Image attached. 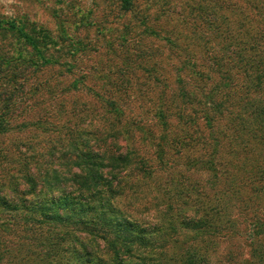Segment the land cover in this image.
I'll list each match as a JSON object with an SVG mask.
<instances>
[{
	"label": "rangeland",
	"instance_id": "374dc122",
	"mask_svg": "<svg viewBox=\"0 0 264 264\" xmlns=\"http://www.w3.org/2000/svg\"><path fill=\"white\" fill-rule=\"evenodd\" d=\"M249 1L257 5V16L246 10L243 0H132V8L116 0H0V18L25 17L55 37L56 51L51 47L45 55L57 60L38 70L16 65L22 74L16 81L22 82L13 86L16 102L10 107L6 130L0 132V199L6 196L10 203L5 208L0 204V264H41L47 255L39 248L42 240L37 236L50 233L47 226L38 231L32 216L6 210L21 205V197L32 200L33 184H26L25 177H39L45 189V177H58L54 181L58 189L64 178L71 188L70 176L79 171V156L91 157L83 164L95 162L94 171L105 172L114 165L117 151L127 155L129 162L127 176L118 174L114 183L124 196L112 203L131 222L158 223L173 217L174 222L183 223V218H202L211 227L207 230L215 229L219 235L190 233L195 240L190 241L189 253L199 264H251V255L254 263L264 264V233L254 239L258 257L241 235L245 226L248 231L250 220L264 213V183L259 180L264 176V92L249 82L255 76L250 64L245 73L243 68H233L232 91L221 90L216 99L224 104L222 110L213 108V112L209 106L216 119L213 129L224 138L219 158L222 179L216 185L211 184L210 173L194 166V160L205 155L203 141H198L199 132L206 131L200 121L201 105L184 110L193 114L196 109L199 117L185 142L181 137L187 130L175 117L182 107L178 98L163 102L168 130L153 119L158 95L168 96L176 89L175 71L188 53L198 65L196 71L205 76L210 73L206 64L211 50L231 56L233 64L241 56L246 57L245 63L251 62L254 53L248 50L249 39L256 33V52L264 58V18L260 16L264 0ZM57 19L62 21L61 28ZM61 29L64 37L58 38ZM0 51L11 53L1 36ZM262 70L260 66L257 72ZM190 79L194 82L196 77ZM202 79L207 91L212 79L217 82L218 78L211 74L210 80ZM111 102L125 119H146L148 133L133 124L127 130L114 120L109 114L114 110ZM166 131L159 162L160 137ZM232 134L237 137L228 146L230 136L226 135ZM204 142L207 150L209 141ZM186 236L178 230L160 236L158 257L165 264H188L185 250L173 243Z\"/></svg>",
	"mask_w": 264,
	"mask_h": 264
},
{
	"label": "trees",
	"instance_id": "16d2710c",
	"mask_svg": "<svg viewBox=\"0 0 264 264\" xmlns=\"http://www.w3.org/2000/svg\"><path fill=\"white\" fill-rule=\"evenodd\" d=\"M116 1H122L123 5L127 4L128 7L132 8V0ZM243 2L246 10L252 13L253 16H257V5L249 0H243ZM260 16L264 18V13L260 14ZM57 20V25L61 28L62 21L60 19ZM58 32L60 33L58 38L64 37L62 29L58 30ZM0 36L11 47V53L0 51V99H2L3 106L0 108V132H4L6 124L9 123L8 116L11 119L9 112L16 102L14 99L15 95L14 97L12 95L17 89L13 86H16L14 85L15 82L17 84H21L20 82H22L20 68L16 65L27 66L29 69L34 67L38 70L42 66L46 67L57 63V60H53L51 57L45 55L51 47L54 48L55 37L42 24L31 23L25 17H1ZM249 40L251 45L248 50L252 48V52L254 53L251 62L245 63L246 57L241 56V60L233 64L234 59L231 56L226 57L225 55L224 57L220 52H213L211 50L208 53L210 58L206 64L210 73L205 76L196 71L198 65L192 61V57L188 53L186 62L180 64L181 66L177 67L178 69L175 71L174 83L177 86L176 89L170 90L168 96L163 92L157 97L158 106L154 112L153 119L164 127V131L170 127H168L165 113L168 109H163V102L166 103V100L169 101L171 97L174 98V102L176 98L182 102V107L177 111L178 113H175L177 114L175 117L178 118L182 130H187L184 131L181 137L183 142H185L184 139L189 134L190 126L195 127L199 119V117L197 118L196 109H194L193 114L190 112L185 113L184 110L186 108H194L195 105H201L200 121L206 125V131H203V133L199 132L198 141H203L200 145L202 148L201 152H204L205 155H199L198 159L194 160V166H199L200 170L210 173L211 177H213L211 181L213 185H216L215 182L218 183L222 179H220L222 167L221 163H219V158L224 138L213 129L216 119L211 115V108L209 106H212L211 111H213V108L216 112L222 110L221 105L223 106L224 104L217 102L216 99L221 90H225L227 93L232 91L235 80L232 70L236 67L238 69L243 68V72L245 73V66L250 64L251 72H255V76L254 78L251 76L250 81H248L253 84L254 88L261 89V92H264V79L263 83L261 81V77H264V70L257 72L258 67H264V58L259 57L261 52H256L258 35L256 33L251 34V39ZM54 51H56L55 48ZM238 54L241 55V53ZM73 67L76 66L73 64ZM211 74L218 79L217 82L212 79L214 83L206 91L202 86L203 84H201L203 83L202 78L206 77L208 81ZM192 76L196 77L194 82H191L190 78ZM18 77L21 79L16 81ZM111 105H113L114 110L109 114L118 123H124L127 130L133 124L134 126L138 125V130L142 131L143 134L148 133L145 125L146 119H143V117L134 121H132L133 118L125 119L124 112L120 108L115 107V103L111 102ZM255 107L257 108L258 105H255ZM226 136H230L228 146H232L237 136L234 137L235 134ZM166 139L167 131L165 135L163 134L160 137L162 143L158 146L157 152L159 162H162ZM205 140L209 141L207 150ZM113 155L112 162L114 165L108 166V171H105L106 173L102 172V169L98 172L94 171L96 169L94 167L96 166L95 162H92L93 166L89 164L90 159H92L91 157L79 156L76 161L79 171L77 173L73 172L70 176L73 188L67 187L68 180L64 182L66 180L64 178H62V182H58L59 186H61L58 189V184L54 182L58 177H54V180H50L48 176L45 177L43 179L47 188L45 189L44 186H41L39 177L35 179L25 177L26 184H33L29 190L32 200L28 202L25 198L21 197L19 199L22 203L21 205L18 206V203H16L13 207L6 208V210L19 211L22 214L32 216L35 220V222L32 220L33 227L38 231H42L43 225L47 226L50 233L44 235L42 232H39L37 235L42 240L39 248L43 247L44 252L47 253L41 264H165L158 257L157 253L159 249V237L161 236L162 239L170 232L177 234V230L185 232L187 236L177 241L174 239L168 241L172 243L174 240L173 243L176 244L179 250H185L184 254L188 255V264H194V262L195 264H199L195 257L189 253L190 241L195 240L190 236V233L201 237L214 233H218L219 235V232L215 229L207 230L210 225L198 217L191 218L189 221H185L183 218V223L174 222L173 217L166 219L165 222L161 221L158 223H149L147 221V224L144 219L141 221L133 220L131 222L127 218L126 213L122 210L120 212V207L112 203V200L114 201L124 196V190H121L118 194L114 189V183L118 174H126L125 166L129 162L128 157L127 155H122L120 151H117ZM84 159L89 160L84 161V163L88 162L87 165L83 164L82 160ZM234 163L238 164V160ZM259 180L263 184L264 176L259 177ZM14 192H17V190ZM0 204L3 208L10 206V203L6 201V196L0 199ZM168 207H172L171 203ZM196 208L199 209V205ZM164 212L169 211L164 209ZM248 228V231H246L245 226L241 235L252 248L253 254H255L254 239L264 233V213L257 216L254 221L250 220ZM136 229L139 231L136 232ZM80 232H84L85 235H81ZM129 234H132V236ZM98 239L101 240L102 244L96 241ZM255 255L258 257L260 253ZM250 259L251 264H256V262H253L252 255Z\"/></svg>",
	"mask_w": 264,
	"mask_h": 264
}]
</instances>
